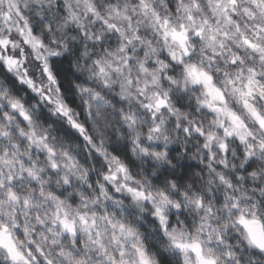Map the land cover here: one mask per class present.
I'll return each instance as SVG.
<instances>
[{"label": "clouds", "instance_id": "1", "mask_svg": "<svg viewBox=\"0 0 264 264\" xmlns=\"http://www.w3.org/2000/svg\"><path fill=\"white\" fill-rule=\"evenodd\" d=\"M0 264H264V0H0Z\"/></svg>", "mask_w": 264, "mask_h": 264}]
</instances>
